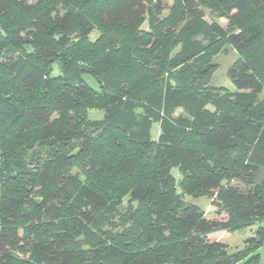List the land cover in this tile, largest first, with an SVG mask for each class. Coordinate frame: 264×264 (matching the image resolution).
Returning <instances> with one entry per match:
<instances>
[{
  "label": "trees",
  "instance_id": "trees-1",
  "mask_svg": "<svg viewBox=\"0 0 264 264\" xmlns=\"http://www.w3.org/2000/svg\"><path fill=\"white\" fill-rule=\"evenodd\" d=\"M169 1L0 0V145L37 140L0 153V264H258L264 0ZM222 40L234 91L208 82Z\"/></svg>",
  "mask_w": 264,
  "mask_h": 264
},
{
  "label": "rangeland",
  "instance_id": "rangeland-1",
  "mask_svg": "<svg viewBox=\"0 0 264 264\" xmlns=\"http://www.w3.org/2000/svg\"><path fill=\"white\" fill-rule=\"evenodd\" d=\"M64 1L65 0H51V3H57V4L64 5ZM173 2H174L173 0H170L169 5L172 4ZM19 17L25 18V16L21 12H19L18 18ZM219 23L222 28H225L226 23L224 20H220ZM96 34L98 35L99 32L96 31ZM96 34L91 36V40L94 41V43L92 44L96 46H90V48L88 49L90 52L97 51L99 47H101L97 45L100 43V41L98 40L103 37L101 36L96 37ZM127 38L131 39L133 38V36L127 35ZM129 43L134 45L133 41L132 42L130 41ZM212 53H213L212 62L216 65V67L210 74V79L208 81L209 85L216 89H226L229 91H234V87L232 83L230 82V80L228 79V70L233 65V63L238 59V54L224 40H222L220 43H218V45L214 47V49L212 50ZM121 57L123 58L122 60L123 65L128 64L130 62V59L127 58V52L124 53ZM54 68H55V71H57L59 69V64H56ZM116 69L118 68L116 67ZM87 81L93 88L97 89V83L95 81H93L92 79H87ZM86 114L88 115V118L91 120L101 119L103 116L102 111H99L96 109L88 110ZM157 131H158V126L154 124L152 128V138L154 139L156 138ZM36 141H37L36 134L34 131H31L29 133V136L23 140H20L18 138L8 137V139L3 140V142L1 143L0 153L3 152L4 150H8L13 147H21L25 145L27 142H32L34 144ZM172 174L174 178L176 179L177 184H179L181 177L178 171L174 169ZM185 199L189 203L202 208L205 212V215L208 218L214 217L216 210L214 207L211 206V201L209 199L202 197V196H196V197L187 196L185 197ZM68 209L69 208L66 209L67 215H69L67 212L69 211ZM74 226L75 228H79V226L76 223H74ZM254 232H255V228L242 229V230H237L233 232H218V233H213L209 235V239L212 241H220V242L226 243L228 244L231 251H235L241 248L243 241L246 238L253 236ZM258 254L260 255L258 264H264V246L258 250Z\"/></svg>",
  "mask_w": 264,
  "mask_h": 264
}]
</instances>
